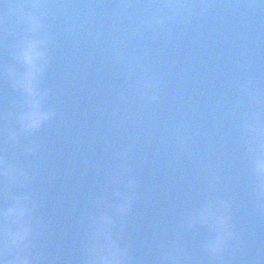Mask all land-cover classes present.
I'll list each match as a JSON object with an SVG mask.
<instances>
[{"label": "water", "instance_id": "obj_1", "mask_svg": "<svg viewBox=\"0 0 264 264\" xmlns=\"http://www.w3.org/2000/svg\"><path fill=\"white\" fill-rule=\"evenodd\" d=\"M28 14L51 113L32 133L7 75ZM262 133L264 0H0V159L22 173L0 208L27 197L30 264H99L113 242L126 264H264ZM209 206L226 228L190 222Z\"/></svg>", "mask_w": 264, "mask_h": 264}, {"label": "clouds", "instance_id": "obj_2", "mask_svg": "<svg viewBox=\"0 0 264 264\" xmlns=\"http://www.w3.org/2000/svg\"><path fill=\"white\" fill-rule=\"evenodd\" d=\"M41 8L43 5L36 3L33 5ZM28 32L33 38L25 40L19 47L16 59L25 71L17 72L11 70L7 72L8 77L12 80L14 86L22 90L27 97L26 111L19 116L21 130L24 133H32L39 130L43 124L51 118V113L44 111L41 102V93L38 88V82L43 74L46 63L45 41L40 37L43 30V22L40 16L28 14L26 16ZM261 135H264L262 133ZM17 137L13 135L12 139ZM264 146V140H262ZM252 167L259 176H264V156H258L252 161ZM0 176L8 177L11 181L18 180L22 173L14 165H7L3 159H0ZM130 186H134L131 184ZM130 197H123V202L117 206V212L120 214L128 210ZM12 202L8 207L0 208V264H30V261L21 257L17 253L25 245L31 235L30 228L27 226V218L30 216V208L26 201L27 197L12 196ZM203 220L212 221L220 228L227 226V219L215 214L211 206L194 212L191 221ZM9 224L18 225L13 229L8 227ZM111 224L108 217L101 218V225ZM223 240L213 242V250H219ZM106 254L99 256V264H126V254L115 243H111L107 249H101ZM10 253L16 254L12 260H7Z\"/></svg>", "mask_w": 264, "mask_h": 264}]
</instances>
